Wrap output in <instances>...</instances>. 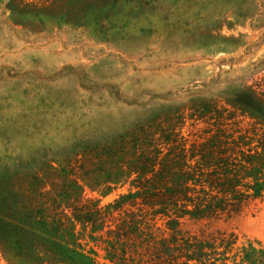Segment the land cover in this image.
Returning a JSON list of instances; mask_svg holds the SVG:
<instances>
[{
  "label": "rangeland",
  "instance_id": "374dc122",
  "mask_svg": "<svg viewBox=\"0 0 264 264\" xmlns=\"http://www.w3.org/2000/svg\"><path fill=\"white\" fill-rule=\"evenodd\" d=\"M249 88L264 92V0H0V209L22 214L27 197L43 192L69 221L97 211L93 223L75 224L100 262L96 239L128 227L126 264H163V220L148 239L151 208L141 199L108 209L135 190V173L113 177L136 150L253 129L235 105ZM105 142L127 155L102 151ZM179 228L264 248V197L183 217ZM0 264L29 263L0 245Z\"/></svg>",
  "mask_w": 264,
  "mask_h": 264
},
{
  "label": "trees",
  "instance_id": "16d2710c",
  "mask_svg": "<svg viewBox=\"0 0 264 264\" xmlns=\"http://www.w3.org/2000/svg\"><path fill=\"white\" fill-rule=\"evenodd\" d=\"M235 105L254 119L253 129L220 128L190 147L176 144L165 153L136 150L134 155L121 161L113 177L135 173V190L119 194L107 205L108 209L116 210L124 202L141 199L151 208L144 217L148 239H155L151 229L156 217L163 220L164 234L158 240L159 248L168 259L163 264H228L229 261L232 264H264V248L252 241L239 246L234 239L204 241L182 234L179 228L183 217H204L236 210L264 197V132L259 135L256 131L264 128V92L241 89ZM99 148L109 151L110 155L116 152L127 155L124 153L126 147L117 142L100 143ZM50 207L49 200L41 192L27 197V204L22 207L25 215H7L0 209L3 249L12 257L25 258L29 264L128 262L129 253H132L128 234L132 231L128 227L118 228L109 238L96 239V244H103L104 261L100 262L95 249L81 241L75 224L93 223L98 218L97 211L88 210L69 221L63 214L53 213Z\"/></svg>",
  "mask_w": 264,
  "mask_h": 264
}]
</instances>
